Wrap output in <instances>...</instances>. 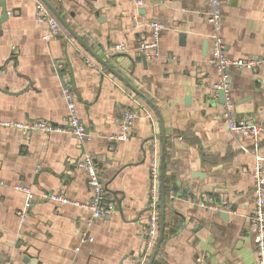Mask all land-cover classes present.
<instances>
[{"label": "crops", "instance_id": "crops-1", "mask_svg": "<svg viewBox=\"0 0 264 264\" xmlns=\"http://www.w3.org/2000/svg\"><path fill=\"white\" fill-rule=\"evenodd\" d=\"M36 1L0 0L9 13L0 31V120L46 121L66 128L58 62L67 68L64 81L93 137L82 142L69 131L0 127V180L6 184L0 185V264H133L147 228L154 155L161 172L159 117L64 27L60 36L45 41ZM48 2L162 116L165 234L153 264H255L256 244L248 230L255 143L228 130L223 105L212 96L218 71L209 63L213 43L206 0H142L141 6L133 0ZM221 10L226 57H264V0H221ZM154 21L164 26L161 57L143 60L138 46ZM119 45L125 49L117 51ZM228 85L237 119L252 116L260 125L258 155L264 160V67L231 68ZM128 108L138 112L132 138L116 143L111 136L119 132ZM86 155L104 185L105 205L113 207L110 216L97 220L85 206L58 205L44 197L61 193L86 205L92 188L77 166ZM15 185L33 193L15 190ZM27 203L22 220L19 214ZM223 203L226 210L210 207Z\"/></svg>", "mask_w": 264, "mask_h": 264}, {"label": "built area", "instance_id": "built-area-1", "mask_svg": "<svg viewBox=\"0 0 264 264\" xmlns=\"http://www.w3.org/2000/svg\"><path fill=\"white\" fill-rule=\"evenodd\" d=\"M137 5H142V0H133ZM208 4L207 20L212 26V54L209 63L218 71V80L211 87L212 96L217 98L218 89L224 91V104H223V118L227 125L228 130L234 135H243L252 137L255 143L252 153L257 158L255 166L253 167L252 174L254 178L253 187V208L248 217L249 226L248 230L252 235L255 244V264H264V160L258 155V137L260 134V125L252 116H247L243 119H237L234 109V102L230 96L228 85V70L231 68L245 69L256 71L264 67V57L258 59L252 58H236L229 59L223 51V41L221 37L222 29V10L221 0H206ZM35 17L36 21L45 26L43 39L50 41L53 38L60 36L63 32V26L58 21L53 12L41 0H37L35 4ZM149 37L142 40L138 46V54L143 56L146 60L159 59L161 57L160 41L161 33L164 30L163 24L159 22H150L148 24ZM117 51H123L124 45L116 46ZM91 65L94 66V60L90 57L86 59ZM64 99L68 109L67 121L65 126L54 125L46 121H22L15 122L10 120H0V127L15 129L27 133L42 132L45 134H53L57 132L69 131L76 135L80 141L89 142L92 140V134L87 131L86 126L82 122V118L76 106V95L73 89L68 86L64 88ZM138 117V112L135 109H125L119 126V132L111 136L112 141L126 142L132 138L133 128L135 121ZM149 117L153 119L150 114ZM243 150L249 152L248 148ZM77 166L83 169L87 174L88 184L92 188V196L86 205L73 202L61 193H51L44 195L45 198L55 202L58 205L74 204L76 206H85L92 212V220H97L102 217L110 216L113 207L105 205V188L101 181L100 175L95 167L93 159L90 155L82 157L77 162ZM150 201L148 205V219L147 228L144 237L143 246L140 252L136 255L133 264H147L156 246L159 230H160V184L161 172L158 161L153 156V161L150 168ZM0 185L6 186L5 182L0 180ZM13 189L22 191L28 195L33 193L32 189L23 185H15ZM206 206V203H201ZM30 204H26V208L19 214L20 218L24 220L27 216ZM214 210H226L228 205L223 203L221 205L210 206ZM4 264H10L9 262Z\"/></svg>", "mask_w": 264, "mask_h": 264}, {"label": "water", "instance_id": "water-1", "mask_svg": "<svg viewBox=\"0 0 264 264\" xmlns=\"http://www.w3.org/2000/svg\"><path fill=\"white\" fill-rule=\"evenodd\" d=\"M42 2H44L48 6V8L56 16L58 21L66 29V31H68L70 33V35L80 45H82L87 52H89L98 62H100L102 65H104L110 72H112L114 75H116L118 78H120V80L125 82L141 98H143L149 104H151L153 106V108L156 110V113H157V115L159 117V122H160L161 130H162V144H163V146H162V162H161V184H160V230H159V236H158V240H157L156 246H155L154 251H153V253H152V255H151V257H150V259H149V261L147 263V264H153L155 259H156V257H157V255H158V253H159V250L161 248V244H162L163 239H164V234H165V199H166L165 150H166V137H165V134H164V124H163L162 116H161L159 110L157 109V107L154 105V103L148 97H146L143 93H141L138 90H136L125 78H123L120 75V73L117 70H115L113 67H111L109 64H107L102 58H100L97 54H95V52H93V50L86 44V42L83 39H81L80 36H78V34H76L74 32V30L70 27V25L66 22V20L56 10V8L50 2H48V0H42ZM0 7L2 8V13H1V16H0V31H1L2 24L7 21L8 17H9L8 16L9 13L7 11V8H6V4H4L3 2L0 3ZM181 38H183V35H181ZM143 60H145L144 57H143ZM55 64L57 66L58 76L60 78V81H61L62 85L65 88L68 87L69 85L67 83H65V81H64V76L66 75L67 68L66 67H60V64L58 62H55ZM217 93H218V97H219V102H220V104L223 105L224 104V91L222 89H218ZM112 194H115V193L112 192ZM118 204L119 205L121 204L120 200H118ZM222 217L227 219L228 218V214H224L223 213Z\"/></svg>", "mask_w": 264, "mask_h": 264}]
</instances>
